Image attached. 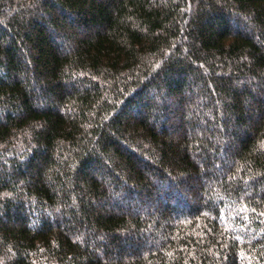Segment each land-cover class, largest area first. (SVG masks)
Returning a JSON list of instances; mask_svg holds the SVG:
<instances>
[{
  "label": "trees",
  "instance_id": "obj_1",
  "mask_svg": "<svg viewBox=\"0 0 264 264\" xmlns=\"http://www.w3.org/2000/svg\"><path fill=\"white\" fill-rule=\"evenodd\" d=\"M0 264H264V0H0Z\"/></svg>",
  "mask_w": 264,
  "mask_h": 264
}]
</instances>
